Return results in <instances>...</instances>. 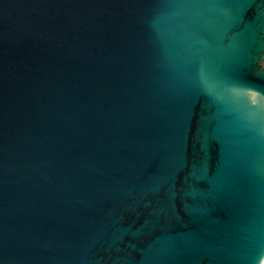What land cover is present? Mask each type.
Returning <instances> with one entry per match:
<instances>
[{"label": "water", "instance_id": "95a60500", "mask_svg": "<svg viewBox=\"0 0 264 264\" xmlns=\"http://www.w3.org/2000/svg\"><path fill=\"white\" fill-rule=\"evenodd\" d=\"M264 0H0V264H261Z\"/></svg>", "mask_w": 264, "mask_h": 264}, {"label": "bare ground", "instance_id": "6f19581e", "mask_svg": "<svg viewBox=\"0 0 264 264\" xmlns=\"http://www.w3.org/2000/svg\"><path fill=\"white\" fill-rule=\"evenodd\" d=\"M261 264H264V259H263V261H262V263Z\"/></svg>", "mask_w": 264, "mask_h": 264}]
</instances>
